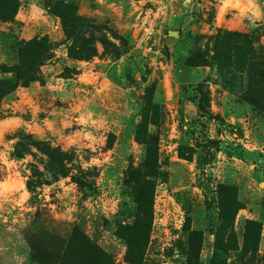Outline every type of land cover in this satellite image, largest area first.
<instances>
[{
	"label": "rangeland",
	"instance_id": "rangeland-1",
	"mask_svg": "<svg viewBox=\"0 0 264 264\" xmlns=\"http://www.w3.org/2000/svg\"><path fill=\"white\" fill-rule=\"evenodd\" d=\"M46 5L76 18L73 55ZM222 31L257 34L264 52V0H0V38L54 54L43 82L0 99V264H37L26 237L55 244L73 226L103 264H264V103L214 60ZM198 49L204 64L188 66ZM30 141L67 152V174ZM75 249L61 264H83Z\"/></svg>",
	"mask_w": 264,
	"mask_h": 264
},
{
	"label": "trees",
	"instance_id": "trees-1",
	"mask_svg": "<svg viewBox=\"0 0 264 264\" xmlns=\"http://www.w3.org/2000/svg\"><path fill=\"white\" fill-rule=\"evenodd\" d=\"M49 11L61 16L64 33L72 42L68 46V53L73 55L75 50L73 43H78L74 32L76 18H68L58 12L55 7L46 5ZM258 35L248 32L222 31L215 35L214 60L218 63H226L225 66L238 68L239 73H245L246 87L241 96L254 104L264 103V52L256 45ZM85 56L92 52V48L84 49ZM0 99L10 93L19 85H28L33 81L43 82L41 75V66L50 61L54 54L52 46L44 38L19 39L13 35H3L0 38ZM204 53L199 49L192 51L187 56L185 63L188 66H197L204 64ZM70 73H72L70 71ZM243 76V75H241ZM41 149L47 155L49 163L56 165L63 174H67L64 162L71 160V156L58 148V146H49L41 141H30ZM24 148L23 142H18L13 151V155L20 157L19 151ZM143 174L149 172L156 166L153 151L149 147L146 151ZM139 170L131 169L126 177L127 182L139 183L141 180ZM78 183H81L78 181ZM30 186V181L27 182ZM142 193L137 192L136 203L138 207L145 206L150 208V195L145 198ZM138 208V209H139ZM134 224L123 226L120 232L130 230ZM56 243L46 240L42 236L28 235L26 237L29 246L30 256L37 264H61L69 246L81 258H84L83 264H103L101 261L106 256L105 251L90 240L77 226H73L67 238L58 237ZM128 238V239H127ZM125 240L128 244V250L131 244V238L128 235Z\"/></svg>",
	"mask_w": 264,
	"mask_h": 264
}]
</instances>
